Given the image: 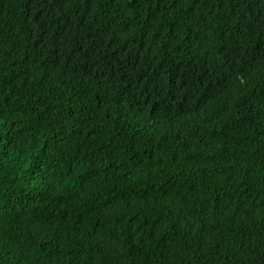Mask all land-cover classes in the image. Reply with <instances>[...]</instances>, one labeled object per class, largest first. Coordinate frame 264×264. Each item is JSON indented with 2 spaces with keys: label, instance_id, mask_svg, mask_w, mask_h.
I'll return each mask as SVG.
<instances>
[{
  "label": "trees",
  "instance_id": "1",
  "mask_svg": "<svg viewBox=\"0 0 264 264\" xmlns=\"http://www.w3.org/2000/svg\"><path fill=\"white\" fill-rule=\"evenodd\" d=\"M0 264H264V0H0Z\"/></svg>",
  "mask_w": 264,
  "mask_h": 264
}]
</instances>
